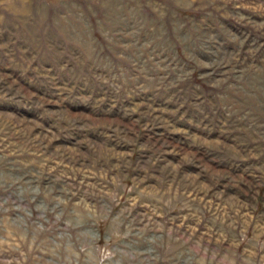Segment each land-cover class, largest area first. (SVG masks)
<instances>
[{"label":"rangeland","instance_id":"374dc122","mask_svg":"<svg viewBox=\"0 0 264 264\" xmlns=\"http://www.w3.org/2000/svg\"><path fill=\"white\" fill-rule=\"evenodd\" d=\"M0 264H264V0H0Z\"/></svg>","mask_w":264,"mask_h":264}]
</instances>
